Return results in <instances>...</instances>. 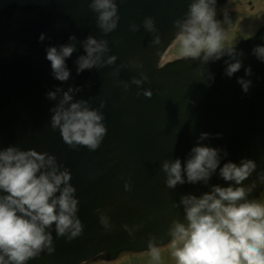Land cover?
Masks as SVG:
<instances>
[{
  "label": "water",
  "instance_id": "water-1",
  "mask_svg": "<svg viewBox=\"0 0 264 264\" xmlns=\"http://www.w3.org/2000/svg\"><path fill=\"white\" fill-rule=\"evenodd\" d=\"M193 2L114 0L116 27L105 32L92 0H0V150L11 146L54 156L58 170L71 174L82 225L71 237L70 231L58 235L53 223L46 229L53 251L45 247L25 264L112 260L122 251L167 244L174 222L187 223L183 196L231 183L217 171L207 183L167 185L163 162H183L197 143L222 149V163L253 159L257 167L242 184H255L249 199L264 189V61L253 51L164 64ZM149 18L151 29L145 25ZM90 36L104 42L106 51L78 72ZM67 44L75 48L65 61L70 75L61 81L46 50ZM263 44L264 31L251 47ZM237 59L241 68L227 76V64ZM238 77L252 81L247 92ZM69 89V103L86 102L102 115L106 131L96 149L69 145L52 127L53 109ZM49 92H56L55 99ZM202 132L210 135L199 141Z\"/></svg>",
  "mask_w": 264,
  "mask_h": 264
},
{
  "label": "clouds",
  "instance_id": "clouds-1",
  "mask_svg": "<svg viewBox=\"0 0 264 264\" xmlns=\"http://www.w3.org/2000/svg\"><path fill=\"white\" fill-rule=\"evenodd\" d=\"M214 4L215 0H194L190 5L188 18L176 37L182 56H202L208 60L236 54L232 46L225 44V35L215 19ZM91 7L98 12L100 27L105 32L116 27L118 16L114 0H92ZM145 25L151 29L152 20L147 19ZM40 39H44L43 34ZM74 48V44L47 48L46 59L56 79H68L70 71L65 61ZM84 49L85 54L77 61L78 72L97 64L106 51V44L90 36ZM253 51L264 61V46H256ZM113 59L109 57V62ZM241 66L238 59L228 63L225 74L231 77ZM245 73L251 75V68H246ZM237 80L247 92L252 81L243 77ZM70 92L71 89L65 92L53 109L52 127H59L63 140L69 145L96 149L106 131L101 123L102 115L86 106V102L69 103ZM48 96L55 99L56 92H49ZM209 135L202 132L198 140L203 141ZM221 152L220 148L197 143L183 162L177 158L162 164L169 187L184 183L185 179L190 183H207L217 171L223 180L231 182L226 186L212 185L210 191L200 196L182 197L187 223L174 222L170 230L171 254L176 264H264V201L248 198L254 183L242 184L257 164L246 157L239 162L222 163ZM223 156H227L226 151ZM70 178L68 170H58L54 156L11 146L0 150V192L5 193L0 195V264H25L45 247L53 251L52 236L46 231L53 223L58 235L70 231L71 237H75L81 232ZM260 181L264 184V172L260 173ZM151 251L153 259L158 260L159 251L155 248Z\"/></svg>",
  "mask_w": 264,
  "mask_h": 264
},
{
  "label": "flooded vegetation",
  "instance_id": "flooded-vegetation-1",
  "mask_svg": "<svg viewBox=\"0 0 264 264\" xmlns=\"http://www.w3.org/2000/svg\"><path fill=\"white\" fill-rule=\"evenodd\" d=\"M212 7L218 24L226 22V28L222 29L225 44L232 46L236 54L253 52L251 41L264 31V0H215ZM176 37L170 42L164 64L193 59L182 56Z\"/></svg>",
  "mask_w": 264,
  "mask_h": 264
},
{
  "label": "rangeland",
  "instance_id": "rangeland-1",
  "mask_svg": "<svg viewBox=\"0 0 264 264\" xmlns=\"http://www.w3.org/2000/svg\"><path fill=\"white\" fill-rule=\"evenodd\" d=\"M221 29L226 28V22H222L218 24ZM261 198L264 201V189L259 194L258 198ZM171 240L163 246L152 247L159 251L160 257L158 260H154L152 257V248L142 251H122L115 260L109 261L106 258L102 260H91L87 261L84 264H176L174 257L172 256V248H171ZM83 264V263H82Z\"/></svg>",
  "mask_w": 264,
  "mask_h": 264
}]
</instances>
